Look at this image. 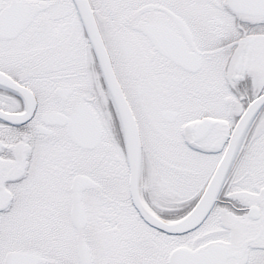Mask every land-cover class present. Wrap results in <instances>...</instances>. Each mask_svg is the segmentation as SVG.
Instances as JSON below:
<instances>
[{"label": "snow or ice", "instance_id": "1", "mask_svg": "<svg viewBox=\"0 0 264 264\" xmlns=\"http://www.w3.org/2000/svg\"><path fill=\"white\" fill-rule=\"evenodd\" d=\"M0 264H264V0H0Z\"/></svg>", "mask_w": 264, "mask_h": 264}]
</instances>
